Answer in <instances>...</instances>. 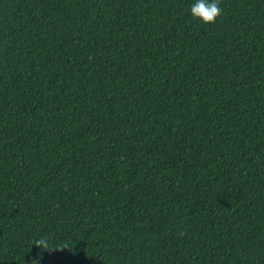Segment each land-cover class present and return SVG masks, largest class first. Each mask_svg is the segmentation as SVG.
<instances>
[{
	"label": "trees",
	"instance_id": "1",
	"mask_svg": "<svg viewBox=\"0 0 264 264\" xmlns=\"http://www.w3.org/2000/svg\"><path fill=\"white\" fill-rule=\"evenodd\" d=\"M193 3L0 0V264H264V0Z\"/></svg>",
	"mask_w": 264,
	"mask_h": 264
},
{
	"label": "clouds",
	"instance_id": "2",
	"mask_svg": "<svg viewBox=\"0 0 264 264\" xmlns=\"http://www.w3.org/2000/svg\"><path fill=\"white\" fill-rule=\"evenodd\" d=\"M222 11L220 0H195V3H193L190 8L192 16L200 19L205 24L214 23L217 17L222 14ZM182 234L183 233H181V235ZM35 244L42 249H50L44 237L37 239Z\"/></svg>",
	"mask_w": 264,
	"mask_h": 264
}]
</instances>
